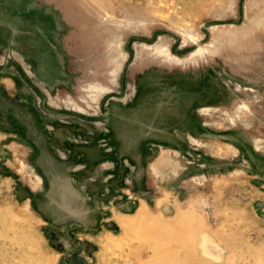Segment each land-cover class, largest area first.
Wrapping results in <instances>:
<instances>
[{"label":"rangeland","instance_id":"obj_1","mask_svg":"<svg viewBox=\"0 0 264 264\" xmlns=\"http://www.w3.org/2000/svg\"><path fill=\"white\" fill-rule=\"evenodd\" d=\"M0 264H264V0H0Z\"/></svg>","mask_w":264,"mask_h":264},{"label":"water","instance_id":"obj_2","mask_svg":"<svg viewBox=\"0 0 264 264\" xmlns=\"http://www.w3.org/2000/svg\"><path fill=\"white\" fill-rule=\"evenodd\" d=\"M71 262H72V264H83V263H81L80 261H78V260L76 259V256H75V255L72 256V258H71Z\"/></svg>","mask_w":264,"mask_h":264},{"label":"crops","instance_id":"obj_3","mask_svg":"<svg viewBox=\"0 0 264 264\" xmlns=\"http://www.w3.org/2000/svg\"><path fill=\"white\" fill-rule=\"evenodd\" d=\"M0 83L5 84V80L1 79Z\"/></svg>","mask_w":264,"mask_h":264}]
</instances>
